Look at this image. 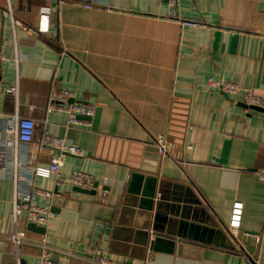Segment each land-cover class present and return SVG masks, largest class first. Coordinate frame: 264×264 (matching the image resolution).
<instances>
[{"label": "crops", "instance_id": "obj_1", "mask_svg": "<svg viewBox=\"0 0 264 264\" xmlns=\"http://www.w3.org/2000/svg\"><path fill=\"white\" fill-rule=\"evenodd\" d=\"M86 2L10 0L20 28L0 0V132L9 116L36 122L18 154L29 169L60 155L39 149L44 129L80 150L61 153L60 185L24 170V184L54 194L44 233L26 218L13 225V175L0 168V264L41 263L40 248L5 240L16 230L53 246L64 264H92L97 254L114 264H248L238 249L175 236L180 221L205 215L228 235L236 202L240 231L258 234L264 264V110L208 85L233 82L264 97V0H179L173 12L166 0H107L111 10ZM15 83L19 102L4 93ZM55 90L96 104L81 119L90 128L48 112ZM160 137L170 147L163 158ZM78 171L96 187L69 185Z\"/></svg>", "mask_w": 264, "mask_h": 264}, {"label": "built area", "instance_id": "obj_2", "mask_svg": "<svg viewBox=\"0 0 264 264\" xmlns=\"http://www.w3.org/2000/svg\"><path fill=\"white\" fill-rule=\"evenodd\" d=\"M107 0H89L84 7L88 10L93 8L105 7L111 10V6L107 5ZM167 4L173 12L179 3V0H166ZM12 22L18 26L23 27L22 23L15 20L12 12L10 0H8V8L5 11ZM186 26L196 27L195 22L186 21ZM211 90L219 91L226 96L234 99L235 101L244 104L247 107L258 108L264 110V97L253 94L251 91L240 88L233 82H217L210 80L208 82ZM6 96L14 98L16 102L20 99V87L18 83L10 85L4 89ZM74 99V94L69 90H55L50 93V104L48 105V112L62 113L68 116L69 126L74 127H91L90 122H82L81 119L86 117L91 119L96 113L95 103H70ZM36 131V122L29 118H22L18 115L9 116L4 119V129L0 132V168L3 170H9L13 175V181L15 185L14 194V208L11 216L12 223L15 227L19 222L26 218L30 224H34L37 227H46L51 221L53 214L52 198L53 192L44 190L38 187H28L23 183V177H25L24 170L27 169L33 176L36 177H49L51 175L57 176V185H60L61 168L63 166L62 154H72L74 156L80 155V150L74 146H69L64 138H57L51 136L46 129L39 141V149H52L60 153L58 156H54L51 160L49 168L36 167L29 169L25 162L18 157L19 150L22 146H28L34 141ZM156 145L161 157H165L168 154L167 140L164 137L156 139ZM14 152L13 158L8 160V151ZM264 178V170L261 172ZM65 181V179L63 180ZM66 182L74 188L79 189H93L96 185L94 178L86 172L78 171L67 177ZM107 193H104L106 196ZM159 200V197L157 198ZM40 202V203H39ZM243 205L240 202H236L233 206L231 213V224L227 228L229 238L235 244L236 250L243 254L248 264H262V256L258 245L260 243V237L256 238V251L255 253H248L245 249L237 247L236 242L241 238L242 233L240 231L239 221L242 216ZM249 235V234H245ZM5 240L13 242L15 244H26L31 247H38L42 250V256L40 258V264H64L60 262H53V254H58L55 248L45 241L38 242L36 240H27L26 234L18 232L17 230L10 237ZM92 264H114L104 255L97 254L96 258L89 260ZM20 263V262H19Z\"/></svg>", "mask_w": 264, "mask_h": 264}, {"label": "water", "instance_id": "obj_3", "mask_svg": "<svg viewBox=\"0 0 264 264\" xmlns=\"http://www.w3.org/2000/svg\"><path fill=\"white\" fill-rule=\"evenodd\" d=\"M71 102L73 101L71 100ZM243 107L247 108L246 106ZM168 149H170L169 146ZM157 152L159 154L158 147H157ZM83 192H89V191L84 190ZM156 192H158L157 194H159L158 196L159 200L157 201L162 202L164 200L162 193V185L157 186V183L155 184V194ZM193 201L197 203H191V204L199 205V202L197 200H193ZM158 204L159 203L154 200L152 206L155 209V211L157 210ZM202 212H204L203 215H205L204 209H202ZM29 229L44 233V229L38 228L34 224H30ZM248 234L249 235H243L242 238H240L241 241L238 240L236 244L242 249L246 247L247 252L252 254L255 253L256 251V238L258 237V234L254 232H248ZM175 236H178L179 238H187V237L192 238L228 250H234L236 248L235 247L236 245L233 244V242L231 241L229 236L225 233V231L222 228H220L215 222L211 221V219L207 218L206 215L205 218L202 217V219H198V220L193 219L191 222H189L188 219H183L182 221H180L178 223V231H176ZM161 240H162L161 238H158L155 241V244L153 245L158 244ZM52 261L59 262L57 254H53ZM21 264H27V263L21 261Z\"/></svg>", "mask_w": 264, "mask_h": 264}, {"label": "rangeland", "instance_id": "obj_4", "mask_svg": "<svg viewBox=\"0 0 264 264\" xmlns=\"http://www.w3.org/2000/svg\"><path fill=\"white\" fill-rule=\"evenodd\" d=\"M227 233H228V231H227ZM238 247V246H237Z\"/></svg>", "mask_w": 264, "mask_h": 264}]
</instances>
